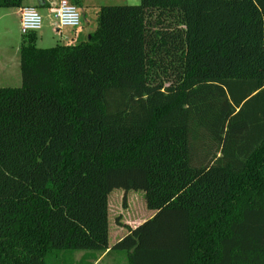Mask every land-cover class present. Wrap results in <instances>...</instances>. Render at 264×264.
Segmentation results:
<instances>
[{"label": "trees", "instance_id": "trees-1", "mask_svg": "<svg viewBox=\"0 0 264 264\" xmlns=\"http://www.w3.org/2000/svg\"><path fill=\"white\" fill-rule=\"evenodd\" d=\"M140 1L78 42L23 39L22 84L0 88V264H264V0ZM117 189L155 215L110 246Z\"/></svg>", "mask_w": 264, "mask_h": 264}, {"label": "rangeland", "instance_id": "rangeland-1", "mask_svg": "<svg viewBox=\"0 0 264 264\" xmlns=\"http://www.w3.org/2000/svg\"><path fill=\"white\" fill-rule=\"evenodd\" d=\"M54 1V0H52ZM125 2H115V0H92L93 5H95V8L89 9L87 11V20L82 18L83 11L85 8H79V12L81 15V24L83 23L85 26L91 27L94 32L97 28L98 23V12L99 9L103 6H138L140 5V0H124ZM14 8H8L3 9L0 8V17H2V24L4 25L5 29L8 30L9 26L14 28L16 24V12L14 11ZM44 27V20H43V26ZM51 32H54V34L48 33L47 29H44V31L39 32L37 34V47L40 49H49L53 48L58 44H64L65 41L60 39V33L55 32V29L52 28L50 30ZM2 30H0V33ZM45 33L44 38L41 40V35ZM70 33H73V29L66 28L62 31L63 35H68ZM17 34V33H16ZM9 35L8 33L3 32V34L0 37V47L3 46L7 50H12V48H15L17 43L21 42L20 34L16 35ZM58 36V37H57ZM11 37V38H10ZM10 38L11 41H4L3 39ZM20 41V42H18ZM16 43V44H15ZM17 88L21 86V75L20 70L18 71V81L17 84H14ZM13 85V87H14ZM151 212L148 211L145 203L144 193L142 192H136V191H130L125 192L121 189L114 190L110 196H109V227H110V237L109 242L110 246L114 245L116 242L121 240L128 232V230L124 227L125 225L130 227V221H140L143 219V221H146L149 219ZM138 221V222H139ZM125 224V225H124ZM136 225H133L135 227ZM76 261L80 260V258L83 256L81 253H76ZM74 256V255H73ZM49 264H75V261L72 259V256L68 255L67 259L62 260V255H59V258L55 260L53 263L51 260L49 261ZM97 264H126V260L124 257V253L122 251H114L110 257L106 259H102Z\"/></svg>", "mask_w": 264, "mask_h": 264}, {"label": "crops", "instance_id": "crops-1", "mask_svg": "<svg viewBox=\"0 0 264 264\" xmlns=\"http://www.w3.org/2000/svg\"><path fill=\"white\" fill-rule=\"evenodd\" d=\"M56 2H57V0H54V1L50 0V2H48V3H44V2H41L39 0H31L30 2L24 0L22 2L21 6L18 8H15V10H14L16 12V17H17L15 27L12 28L9 26V29L6 31L2 29V28L5 29L4 25L1 23L3 21L2 20L3 16L0 17V30H2V32L0 33V37L3 34V32L8 33L9 35H13V34L17 33L18 35L20 34V37H21V42L18 41L20 43H17V44L15 43L16 46H15V48H12V50H7L3 46L0 47V88H17L14 84H17L18 71L20 70L19 51H20V46L22 44V41L26 37V36H23L20 32V12H21V9L23 7L32 6V7L37 8V10L39 11V13L41 14V16L44 20V27H42V30L40 32L44 31V29H47L48 33L54 34V32L50 31L52 28H54L56 33L61 32L60 33V35H61L60 39L65 41L64 44L78 42L80 40L85 39L87 36H89L91 33H93L92 32L93 29L91 27H89V26L87 27L82 23L80 29L73 30V33H70L68 35H63L62 31L64 29H61L59 27L56 18L51 13V7ZM115 2H125V1L124 0H115ZM93 4L94 3H92V0H83V7L85 8V10H82L83 13H81V14H82V18L85 20V22H86L87 17H88L87 11H89V9H91V8H95V5H93ZM0 8H2V7H0ZM3 9H8V8H3ZM38 33H36V37H37ZM44 36H45V33L41 35L40 39L42 40L44 38ZM10 38H5L3 40L4 41H11ZM20 75H21V72H20ZM21 84H22V80H21ZM13 85H14V87H13ZM154 215H155V213L151 212L149 219H151ZM149 219H147V220H149ZM138 221L137 220L136 221H130V224H129L130 227L135 229L145 222V221H143V219H141L139 222ZM133 225H136V226L133 227ZM106 258L107 257H106V253H105V254L99 256L98 260L96 262H94L93 264H97L102 259H106Z\"/></svg>", "mask_w": 264, "mask_h": 264}, {"label": "built area", "instance_id": "built-area-1", "mask_svg": "<svg viewBox=\"0 0 264 264\" xmlns=\"http://www.w3.org/2000/svg\"><path fill=\"white\" fill-rule=\"evenodd\" d=\"M30 2L31 0H26ZM44 3L50 0H39ZM51 13L56 18L61 29L78 30L81 27V15L79 10L71 5L68 0H57L51 7ZM43 18L37 8L26 6L20 12V32L23 36L38 33L42 30Z\"/></svg>", "mask_w": 264, "mask_h": 264}]
</instances>
